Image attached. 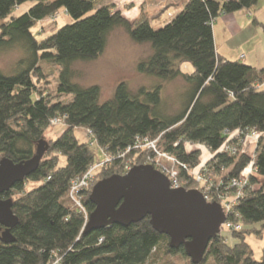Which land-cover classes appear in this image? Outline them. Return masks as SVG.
Returning a JSON list of instances; mask_svg holds the SVG:
<instances>
[{
    "label": "trees",
    "instance_id": "1",
    "mask_svg": "<svg viewBox=\"0 0 264 264\" xmlns=\"http://www.w3.org/2000/svg\"><path fill=\"white\" fill-rule=\"evenodd\" d=\"M101 1L0 0V52L17 47L23 53L10 72L0 70V159L24 162L40 155L35 170L2 194L11 200L17 222L9 229L14 241L0 239V264L55 259L61 264H171L172 255L186 256L182 248L169 247V238L152 228L148 216L126 227L84 232L85 217L69 197L73 182L106 158L109 162L94 171L93 185L126 173L127 166L142 165L151 151L135 143L144 138L158 139L157 146L189 170L205 164L214 180L245 181L243 195L226 217L239 229H220L198 264H264V247L256 260L245 241L251 234H264V69L217 54L212 31L217 16L256 10L258 0H186L159 28L146 19L130 21L114 4ZM60 10L71 22L48 35L32 32ZM115 28H123L133 42L149 45L150 54L136 69L158 83L133 92L120 82L108 100L99 102V86L75 82L72 65L97 58ZM41 62L58 67L56 92L69 100L54 101L41 85ZM177 78L184 82L179 108L165 114L162 83ZM61 123L64 129L56 138L46 137ZM78 127L84 129L85 141L75 136ZM97 151L103 160H96ZM184 172L185 187L195 188ZM29 184L35 185L28 189ZM92 187L81 191L88 213L94 207ZM223 230L236 242L230 245Z\"/></svg>",
    "mask_w": 264,
    "mask_h": 264
},
{
    "label": "water",
    "instance_id": "2",
    "mask_svg": "<svg viewBox=\"0 0 264 264\" xmlns=\"http://www.w3.org/2000/svg\"><path fill=\"white\" fill-rule=\"evenodd\" d=\"M39 157L24 162L0 159V239L4 243L14 241L9 229L17 218L11 200L2 194L28 177ZM89 201L94 207L84 232L110 225L126 227L148 216L152 228L169 238V247L182 248L193 264L203 260L210 240L225 220L218 203L206 202L197 189L171 188L167 177L149 164L98 180Z\"/></svg>",
    "mask_w": 264,
    "mask_h": 264
},
{
    "label": "rangeland",
    "instance_id": "3",
    "mask_svg": "<svg viewBox=\"0 0 264 264\" xmlns=\"http://www.w3.org/2000/svg\"><path fill=\"white\" fill-rule=\"evenodd\" d=\"M138 2V5L141 4L140 0H134ZM260 4L264 2V0L258 1ZM259 5V4H258ZM25 7V6H24ZM24 7L19 8L17 11L21 12L24 10ZM120 9H122L123 14L127 17L128 12L122 6L119 5ZM245 10V9H244ZM242 10V11H244ZM148 13L151 11L150 8H147ZM56 16V17H55ZM169 14L161 16L158 21L153 23L155 28H159L164 25L166 20H168ZM252 18H250V21ZM71 22L69 16L63 13V11H58L56 15H52L48 18H45L37 25H35L32 29V32L38 35L44 36L48 35L50 32H54L61 26ZM256 27V26H255ZM261 30L259 27H257ZM253 32L251 27L250 30L247 28L242 30L240 38H244L250 33ZM261 31L259 37L253 38L252 42L257 47V51L261 53ZM264 41V34L262 35ZM260 39V41H258ZM150 54V47L146 43L138 44L133 42L124 31L123 28H115L112 30L108 37L107 44L103 52L95 59L88 61H77L72 65L74 78L73 80L80 84L81 86H90V85H98L100 88V98L99 102H104L108 100L113 92L115 87L120 82H125L130 90L133 92L137 91L138 88H144L146 90L151 89L154 85L158 83V80L141 74L137 71L136 65L139 60H142L146 56ZM23 56L22 51L17 47L8 48L4 51L0 52V70L3 72H10L12 66L16 63V61ZM43 73L45 75L44 80H42L41 85L48 89L49 93L53 97L54 101H67L70 99V96L59 95L56 92L57 85V75H58V67L48 64L45 62H41ZM184 89V82L182 79L177 78L171 82L162 83V103H161V111L165 114H170L175 112L179 108L180 104V95ZM64 129V124H58L53 126L46 133V137L54 139L60 134V132ZM75 136L79 141H85L87 139L86 133L84 129L78 127L74 129ZM206 151V150H205ZM207 156V151L205 153V157ZM152 158V156L146 153L143 164L148 162V159ZM104 155L102 152L97 151L96 160H103ZM109 159V158H106ZM106 159L104 161H106ZM131 168V167H130ZM197 184V183H195ZM35 184H29L28 189L34 186ZM197 186V185H196ZM189 189V188H185ZM195 189V188H193ZM223 235H227L229 238V244L232 245L236 240L232 238L229 232L223 230ZM246 243L249 244L250 248L253 252V257L256 260H260L262 256V250L264 247V234L260 237H257L254 234H251L246 237ZM171 264H190L188 259L183 254L180 255H172L170 257ZM210 263V260L208 261Z\"/></svg>",
    "mask_w": 264,
    "mask_h": 264
},
{
    "label": "crops",
    "instance_id": "4",
    "mask_svg": "<svg viewBox=\"0 0 264 264\" xmlns=\"http://www.w3.org/2000/svg\"><path fill=\"white\" fill-rule=\"evenodd\" d=\"M141 4L134 0H102L104 3H112L115 9L121 11V14L130 21L141 19L148 20L152 26L155 21L169 14L167 23L176 13H178L186 0H140ZM260 1V0H258ZM257 5L256 10H238L233 13L221 14L217 16L212 23L213 40L215 51L225 59L232 61H240L256 69H264V2ZM119 5H122L128 12L127 17L123 14ZM147 8H150L148 13ZM63 11V10H61ZM250 18L252 20L250 21ZM253 18L256 20L253 21ZM164 23V24H165ZM256 26V27H255ZM253 32L244 38L239 36L242 30H250ZM259 27L261 30H259ZM261 33V53L257 51V47L252 42L253 38L259 37ZM260 41V39L258 40ZM264 89V83L261 84ZM209 155V152H207Z\"/></svg>",
    "mask_w": 264,
    "mask_h": 264
},
{
    "label": "built area",
    "instance_id": "5",
    "mask_svg": "<svg viewBox=\"0 0 264 264\" xmlns=\"http://www.w3.org/2000/svg\"><path fill=\"white\" fill-rule=\"evenodd\" d=\"M57 122V120H53L51 123L55 124ZM251 134L255 136V132H251ZM157 140L158 139L149 140L144 138L143 140H137L135 143L136 148H144L151 151L150 156H152V158H149L146 164L151 165L154 169L164 174L169 180V186L171 188H186L184 180L180 178L181 172L185 171L184 173L192 176L193 181L197 183L195 189L202 193L204 200L206 202L218 203L222 208L225 220L221 224L220 229H239V223H232L231 220H226V217L230 212L233 211V207L236 205L237 199L243 195V190L241 188L245 181L235 177H231L226 182H223L222 179L214 180L213 173L207 167L205 168V164H201L199 170H189L187 169L186 165L181 163L177 158L163 152L157 146ZM223 147V149L228 150V146ZM231 152L235 153V149H231ZM109 160L110 158L106 159V161L103 163H107ZM103 163L94 165L82 177L77 178L73 182L69 192L70 199L79 208L86 221L88 219L89 213L87 209L81 204V191L93 186L92 180L94 178V171ZM126 169L128 171L130 167L127 166ZM49 264L61 263L58 259H55Z\"/></svg>",
    "mask_w": 264,
    "mask_h": 264
}]
</instances>
